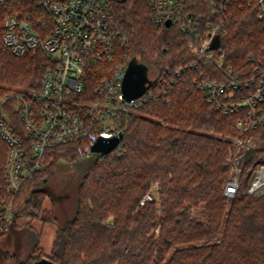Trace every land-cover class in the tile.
I'll return each mask as SVG.
<instances>
[{
    "label": "trees",
    "instance_id": "obj_1",
    "mask_svg": "<svg viewBox=\"0 0 264 264\" xmlns=\"http://www.w3.org/2000/svg\"><path fill=\"white\" fill-rule=\"evenodd\" d=\"M112 5L128 38L126 61L135 59L147 76L156 72L161 84L152 83V99L122 121V140L108 154L83 157L75 142L45 152L43 169L15 199V218L31 221L10 230L30 235L29 253L17 261L0 248V264H35L43 258L53 264H264V195L254 197L240 187L233 196L224 194L232 167L227 158L237 156L228 138L238 134L239 113L223 115L205 100L195 79L211 70L182 36L150 22L147 0ZM12 6L39 29L44 14L37 0H15ZM232 13L221 33L225 65L236 76L264 69V28L245 0H234ZM47 65L38 50L15 57L0 48V95L8 87H37ZM249 134L264 141V126ZM4 158L0 153V199ZM260 162L264 152L245 151L239 186ZM63 172L67 176L59 182ZM55 184L76 194L65 221L61 214L69 209L58 205L63 195L58 202L53 197ZM146 194L152 199L141 204ZM32 220L55 227L49 254L40 247L41 233Z\"/></svg>",
    "mask_w": 264,
    "mask_h": 264
},
{
    "label": "built area",
    "instance_id": "obj_2",
    "mask_svg": "<svg viewBox=\"0 0 264 264\" xmlns=\"http://www.w3.org/2000/svg\"><path fill=\"white\" fill-rule=\"evenodd\" d=\"M14 1L0 0V48L15 57L38 50L48 65L37 87L0 95V142L5 147L0 236L18 225L21 217L15 218L19 211L16 196L22 185L43 169L47 150L75 142L81 156L98 154L91 151L96 141L122 134V121L152 99V83L161 84L163 78L147 76L150 87L141 96L124 98L121 84L128 62L117 57L126 48V34L113 0H37L44 14L37 21L39 29L18 17L13 11ZM245 1L264 28V0ZM233 3L147 0L150 22L182 36L191 54L211 70L201 72L195 82L205 100L223 115L239 113L238 134L230 141L238 149H247L250 139L246 134L264 126V69L255 67L250 74L236 76L232 67L225 65L221 33L233 18ZM216 35L219 46L210 49ZM190 67L196 68L197 63H190ZM95 73L99 78L93 80ZM174 73L178 76L180 71ZM227 161L234 175L227 181L224 194L233 196L239 186V169L231 156ZM255 173L250 193L264 188V165ZM151 199L146 194L141 204Z\"/></svg>",
    "mask_w": 264,
    "mask_h": 264
},
{
    "label": "rangeland",
    "instance_id": "obj_3",
    "mask_svg": "<svg viewBox=\"0 0 264 264\" xmlns=\"http://www.w3.org/2000/svg\"><path fill=\"white\" fill-rule=\"evenodd\" d=\"M126 50V51H125ZM125 50H121L120 53L118 54V59L117 60H121L123 57L127 59V51L129 50V42H128V38L126 36V48ZM164 50H166V48L163 47L162 51L164 52ZM125 51V53H124ZM129 56H131L129 54ZM161 57V55H160ZM162 59V58H161ZM153 70V69H152ZM158 74L155 73H151V78L157 77ZM2 85V83H1ZM1 87V86H0ZM2 87H6L5 85H2ZM13 87H8L7 91L12 90ZM232 138V137H231ZM231 138H228L229 141L231 140ZM245 138H249L250 139V143L247 149L245 148H240L238 149L237 147H235L236 151L234 152L236 156L235 162H236V168L239 169L238 171V182H240L241 179V175H242V169H243V160H244V153L245 151L249 150V149H258L261 150L262 152H264V141H260V139L256 138L255 136L251 135V134H247V136H245ZM0 153H4L5 155V147L3 145L2 142H0ZM264 165V162H260L258 164H256L254 166V168L248 172V175L246 176V181L242 182L240 187V191L246 194H250L254 197H259L264 195V188L260 189V191H256V192H249L250 186L252 184V182L255 179L256 176V170L261 166ZM68 173V172H67ZM66 172H63L60 174V178L58 177V180L60 182V180L62 179L63 176H67ZM234 175V169L233 166L230 168L229 171V179H231ZM242 181V180H241ZM57 184H55L53 186V197H55L57 199V202L59 200V197L63 195L62 198V202L60 199V203H58V205L60 206H67V208L69 209L67 212V215L65 214H61L62 216V221H65L68 219V215L70 213V211H72V208L75 206V199H76V194L75 191L71 192L67 191L66 193H63L60 188L58 186H56ZM239 189V188H238ZM151 192V191H150ZM151 194H153L154 198L157 199V195L154 191V189L152 190ZM51 203L48 199L45 200L44 202V207L45 208H50ZM28 221H31L30 218H26V217H21L19 219L18 222V227L22 226L23 224L28 223ZM31 225L33 226V228L36 230L37 233H41V238H40V247L43 249L44 253L47 254L48 253V249H50V245H51V241L53 239L54 236V232H55V227L53 225L50 224H42L40 221L37 220H32ZM43 229V231H41ZM54 231V232H53ZM29 237H24L22 234L19 233V230H14L12 231V233H8L5 236H0V248H2V250L4 252L7 253V255H11L12 259H16L21 260L24 259L28 253H29V249H30V242H29ZM4 253V254H6Z\"/></svg>",
    "mask_w": 264,
    "mask_h": 264
},
{
    "label": "water",
    "instance_id": "obj_4",
    "mask_svg": "<svg viewBox=\"0 0 264 264\" xmlns=\"http://www.w3.org/2000/svg\"><path fill=\"white\" fill-rule=\"evenodd\" d=\"M124 1V0H122ZM170 23L166 22L165 26L169 27ZM219 36L216 35L212 40L210 49H216L219 46ZM150 87V81L147 77L145 67L139 65L135 59L128 62L126 71L124 73L121 91L126 100L136 99L141 96ZM122 140V134L110 138L99 139L91 147L93 153L100 155H106L111 152ZM35 264H53L49 259L43 258L37 261Z\"/></svg>",
    "mask_w": 264,
    "mask_h": 264
},
{
    "label": "crops",
    "instance_id": "obj_5",
    "mask_svg": "<svg viewBox=\"0 0 264 264\" xmlns=\"http://www.w3.org/2000/svg\"><path fill=\"white\" fill-rule=\"evenodd\" d=\"M41 231H43V229H42ZM53 232H54V231H53ZM54 234H55V232H54ZM53 238H54V236H53ZM52 241H53V239H52ZM52 241H51V245H52ZM51 245H50V249H48V253H47V254H49V253H50V250H51Z\"/></svg>",
    "mask_w": 264,
    "mask_h": 264
}]
</instances>
